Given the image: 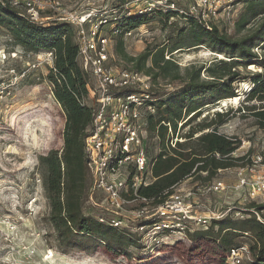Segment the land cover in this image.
<instances>
[{
	"label": "trees",
	"instance_id": "16d2710c",
	"mask_svg": "<svg viewBox=\"0 0 264 264\" xmlns=\"http://www.w3.org/2000/svg\"><path fill=\"white\" fill-rule=\"evenodd\" d=\"M128 0H118L121 6ZM245 8L235 22L237 33H244L250 24L248 34L236 39L218 26L206 28L194 17L187 20H173L175 12L157 10L149 14L124 17L119 28L130 30L146 24L148 18L157 16L164 25L176 28V37L168 38L160 47L147 48L133 57L123 53L131 69L159 78L179 80L182 69L172 58L182 49L205 46L225 58L210 65L199 64L186 68L183 85L169 95L152 94L154 114L147 115V130L150 147L157 138L160 151L150 157L153 182L139 190V197L160 204L173 189L188 179L197 178L211 182L226 171L238 167L251 151L243 157H234L242 147V140L230 137L219 128L233 117V109L216 112L203 118L186 134V142L170 144L175 138L180 123L190 125L198 119L203 108L216 105L222 100L236 99L240 83H251L243 105L236 112L250 115L255 125L264 130V0H237ZM0 29H4L12 41L27 51H53L54 66L47 76L53 85L54 95L66 114L64 146L62 151L51 150L39 158L42 186L49 209L45 222L54 230L53 241L58 252L68 255L72 252L97 253L106 249L117 255L131 256V249H145L142 237L129 229L115 228L87 211L86 202L92 186V176L87 166L85 143L89 137L95 117V107L86 104L90 96L91 77L79 64L78 42L75 28L59 20L46 22L31 21L23 11L12 7L11 0H0ZM175 33V30H173ZM118 47L123 49L122 42ZM261 50V54L256 52ZM170 54L169 59L166 58ZM218 59V57L214 58ZM260 69L244 75L248 69ZM202 73L208 80H202ZM131 90H122L115 95L125 96ZM256 101L257 104H251ZM235 112V113H236ZM248 114H247V113ZM171 129V133H170ZM197 133H202L195 137ZM264 210V205L252 204L248 209ZM250 210H247V213ZM136 222V226L148 224ZM248 234V235H247ZM210 240L218 245L226 260L230 250L242 243H250L253 258L246 264H264V224L249 214L244 220L226 217L213 221L207 230L191 235V244ZM225 259L222 262H227Z\"/></svg>",
	"mask_w": 264,
	"mask_h": 264
},
{
	"label": "rangeland",
	"instance_id": "374dc122",
	"mask_svg": "<svg viewBox=\"0 0 264 264\" xmlns=\"http://www.w3.org/2000/svg\"><path fill=\"white\" fill-rule=\"evenodd\" d=\"M59 1L62 8L77 13L93 9L106 10L119 4L118 0ZM244 8V4L237 7L236 16L231 22L220 19L216 25L236 39L248 34L254 22L244 33L239 34L235 30V22ZM46 16L45 14L44 18ZM182 27L183 24H179L178 27L166 26L159 17L153 16L148 18L141 30L135 31L130 37L113 34L112 29H107L109 37L107 68H110L114 75L131 69L123 53L136 57L147 48L160 47L167 43L168 38H175L176 28ZM119 42H122L123 49L118 47ZM256 52L262 53L260 49H256ZM46 53L27 51L16 45L4 29H0V264H229L222 262L227 259L226 254L210 240L191 244L169 238L147 249L132 248L131 256L117 255L106 249H100L94 254L77 251L68 255L56 250L52 237L54 230L45 222L49 209L42 186L39 158L51 150L62 151L67 119L62 106L55 98L53 85L47 78L54 61L46 60ZM169 57L171 55L167 54L166 58ZM216 57L217 60L214 59ZM172 58L182 69L180 79L154 80L150 76L152 94L169 95L179 90L184 83L181 80L185 77L186 68L199 64L210 65L225 57L205 46H200L182 49L175 52ZM257 71L260 69L252 66L244 75ZM201 78L209 79L206 73H202ZM94 86L95 82L91 77L90 96L86 101L90 106L95 102ZM250 88L251 83H240L236 99H225L216 105L203 108L202 115L188 126L179 124L173 141L178 138L177 142H186V134L203 118L208 115L213 117L216 112L233 109V117L221 126L219 131L242 140L243 145L237 151L236 157L246 156L249 151L251 156L260 154L264 149V130L255 125V120L250 115L243 117L244 112H236L243 105ZM253 103L258 102H251ZM201 134L197 133L195 137ZM143 138L146 141L149 158L158 154L160 148L157 138H154L156 145L151 147L148 130L143 134ZM215 179L226 183L228 190L220 194L196 193V208L206 215L211 212H223L231 204L240 205L239 199L230 189L236 183V169L222 171ZM204 183L193 178L180 185L192 189ZM91 189L86 202L87 211L97 218L111 220L116 217V214L105 212L106 209L102 206L103 194L91 193ZM131 210L132 208L125 210L122 218L128 220V226L132 230L135 229L136 222L132 220Z\"/></svg>",
	"mask_w": 264,
	"mask_h": 264
},
{
	"label": "built area",
	"instance_id": "2783aa9c",
	"mask_svg": "<svg viewBox=\"0 0 264 264\" xmlns=\"http://www.w3.org/2000/svg\"><path fill=\"white\" fill-rule=\"evenodd\" d=\"M11 5L23 11L31 21L42 23L59 20L71 24L76 30L79 64L95 82V117L85 143L87 166L93 180L91 193H102L105 212L116 214L111 220L99 217L101 222L139 233L146 249L169 238L192 243V234L207 230L213 221L228 216L244 220L251 213L264 224V210L248 209L252 204L264 205V149L260 154L247 157L235 168L236 183L230 189L239 199L240 205L231 204L223 212L206 215L199 212L195 205L196 193L220 194L228 190L226 183L219 179L196 185L192 189L179 185L160 204L139 197V190L154 180L143 138L147 130V115L156 112L155 106L149 104L152 101V80L150 76L135 70L125 69L114 75L107 68V29H112L113 34L130 37L145 26L120 29L119 24L126 16L162 10L177 14L176 18H171V22L194 17L211 29L217 26L216 22L220 19L231 22L241 3L237 0H128L121 6L81 13L62 8L59 0H11ZM45 59L53 62L54 52H47ZM122 90L131 91L125 96L115 95ZM177 141L178 138L171 141L173 147ZM128 208H132L133 222L149 223L131 230L128 220L122 218V213ZM253 255L250 243H242L230 250L227 263L246 264Z\"/></svg>",
	"mask_w": 264,
	"mask_h": 264
}]
</instances>
